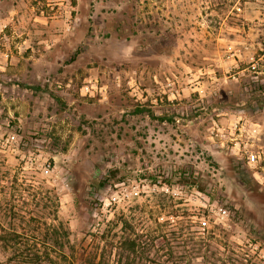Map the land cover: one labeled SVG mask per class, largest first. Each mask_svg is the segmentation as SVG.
<instances>
[{
    "label": "rangeland",
    "instance_id": "obj_1",
    "mask_svg": "<svg viewBox=\"0 0 264 264\" xmlns=\"http://www.w3.org/2000/svg\"><path fill=\"white\" fill-rule=\"evenodd\" d=\"M30 214L75 264L180 223L264 264V0H0V264Z\"/></svg>",
    "mask_w": 264,
    "mask_h": 264
},
{
    "label": "trees",
    "instance_id": "obj_2",
    "mask_svg": "<svg viewBox=\"0 0 264 264\" xmlns=\"http://www.w3.org/2000/svg\"><path fill=\"white\" fill-rule=\"evenodd\" d=\"M22 220L25 223L22 230L9 228L1 235L11 253L8 261L12 264H75L74 246L68 244V232L61 224L55 227L43 222L42 230L37 224L40 217L30 214ZM184 225L180 223L177 229L169 228L168 232L136 233L132 230L131 235L118 237L114 258L111 254L108 258L106 249L102 248L99 253L82 256L79 264H228L227 261L247 264L254 257L251 249L230 246L223 235L225 233L205 235ZM103 236L105 239V234ZM158 241L160 245H157ZM105 242L109 246L108 251H112V242L107 238ZM257 259L254 257L251 264H256ZM260 261L264 258L261 257Z\"/></svg>",
    "mask_w": 264,
    "mask_h": 264
},
{
    "label": "built area",
    "instance_id": "obj_3",
    "mask_svg": "<svg viewBox=\"0 0 264 264\" xmlns=\"http://www.w3.org/2000/svg\"><path fill=\"white\" fill-rule=\"evenodd\" d=\"M250 160H251V161H254V160H255V155H253V154L250 155Z\"/></svg>",
    "mask_w": 264,
    "mask_h": 264
},
{
    "label": "clouds",
    "instance_id": "obj_4",
    "mask_svg": "<svg viewBox=\"0 0 264 264\" xmlns=\"http://www.w3.org/2000/svg\"><path fill=\"white\" fill-rule=\"evenodd\" d=\"M129 51H131V50H129Z\"/></svg>",
    "mask_w": 264,
    "mask_h": 264
}]
</instances>
